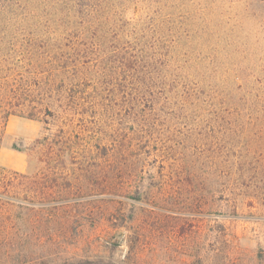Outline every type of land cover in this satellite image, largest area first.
<instances>
[{"label": "rangeland", "instance_id": "1", "mask_svg": "<svg viewBox=\"0 0 264 264\" xmlns=\"http://www.w3.org/2000/svg\"><path fill=\"white\" fill-rule=\"evenodd\" d=\"M148 3L165 48L198 64L190 81L223 96L233 81L264 92V0ZM60 38L51 73L63 77L34 92L51 114L10 116L0 140V172L46 183L51 206L62 205L41 218L30 250L57 261L264 264V112L184 110L164 94L159 108L133 110L113 92L110 52L101 58L93 36ZM6 40L4 54L25 49Z\"/></svg>", "mask_w": 264, "mask_h": 264}, {"label": "trees", "instance_id": "2", "mask_svg": "<svg viewBox=\"0 0 264 264\" xmlns=\"http://www.w3.org/2000/svg\"><path fill=\"white\" fill-rule=\"evenodd\" d=\"M151 1L0 0V140L10 116L25 114L41 120L42 115L51 114L50 100L34 97V92L51 89L53 78L63 77L51 73L52 64L63 60L59 56L54 60L52 50L63 41L60 37L70 33H79L83 39L93 36L101 58L108 59L110 52L116 75L113 92L127 99L133 110L159 108L158 99L164 94L184 110L242 107L264 112V92L249 89L246 82L233 81L231 93L223 96L190 81L186 71L199 66L191 65L192 53L173 45L165 48L162 26L153 20L149 23ZM10 35L25 48L18 57L1 52L10 44L6 40ZM47 139L37 143L44 145ZM46 190V183L39 187L27 174L0 172V264H118L100 257L57 261L51 254L40 256L30 250L27 244L38 232L41 218L62 206H51ZM56 201L62 204L63 198Z\"/></svg>", "mask_w": 264, "mask_h": 264}]
</instances>
